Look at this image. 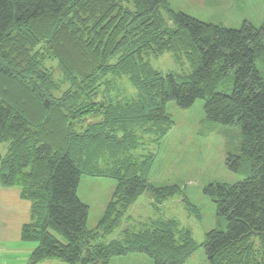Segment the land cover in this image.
Wrapping results in <instances>:
<instances>
[{
	"label": "trees",
	"instance_id": "1",
	"mask_svg": "<svg viewBox=\"0 0 264 264\" xmlns=\"http://www.w3.org/2000/svg\"><path fill=\"white\" fill-rule=\"evenodd\" d=\"M165 52L188 72L157 71L149 59ZM46 60L70 84L60 96ZM119 77L133 95H110ZM197 99L208 121L240 131V153L226 164L234 172L244 164L246 177L203 188L224 225L196 243L175 221L153 220L101 242L142 193L156 203L180 193L148 182L150 162L133 157L135 132L163 134L166 103L186 109ZM1 144L0 184L30 203L20 228L21 241L36 243L27 264H110L131 253L184 264L198 247L207 264H264V20L226 27L173 11L167 0H0ZM82 175L117 181L94 230L77 195Z\"/></svg>",
	"mask_w": 264,
	"mask_h": 264
},
{
	"label": "rangeland",
	"instance_id": "2",
	"mask_svg": "<svg viewBox=\"0 0 264 264\" xmlns=\"http://www.w3.org/2000/svg\"><path fill=\"white\" fill-rule=\"evenodd\" d=\"M173 11H181L203 22L222 24L238 28L243 21L259 26L264 20V0H167ZM151 65L161 73L169 71L188 72L185 61L176 63L171 53L149 59ZM52 79L60 83L61 91L70 87L56 61L46 60ZM109 93L114 97L131 96L134 89L125 77L113 80ZM99 98L105 97L104 87L98 90ZM105 96H104V95ZM170 127L161 135L148 131L135 132L133 157L150 162L148 182L155 187L178 186L180 193L156 203L150 193H142L127 209L119 226L110 234L100 238L103 243L120 239L126 228L137 230L141 224L153 220H173L178 229H189L196 243L203 241L205 233L224 225V219L216 215L215 204L203 193V188L213 182L233 184L246 177L243 164L238 172L231 171L226 159L228 154L240 153V131L237 127L215 125L206 119L203 100L197 99L188 108H179L174 101L166 103ZM139 139V140H137ZM137 140V141H136ZM137 142V143H136ZM6 152V144L0 145ZM142 156V157H140ZM152 158V159H151ZM151 159V161H150ZM102 163L109 172L112 161L106 156ZM117 181L109 176L82 175L77 187L78 198L88 205L86 226L94 230L110 201ZM17 187L0 184V259L4 264H27L35 242L20 239L21 225L29 221V201L18 196ZM185 198V199H184ZM185 200L190 204L185 205ZM37 264H65L57 259H46ZM110 264H153L144 254L131 253L115 256ZM184 264H207L204 250L198 247Z\"/></svg>",
	"mask_w": 264,
	"mask_h": 264
},
{
	"label": "crops",
	"instance_id": "3",
	"mask_svg": "<svg viewBox=\"0 0 264 264\" xmlns=\"http://www.w3.org/2000/svg\"><path fill=\"white\" fill-rule=\"evenodd\" d=\"M29 208H30V206H29ZM0 264H4L1 259H0Z\"/></svg>",
	"mask_w": 264,
	"mask_h": 264
}]
</instances>
